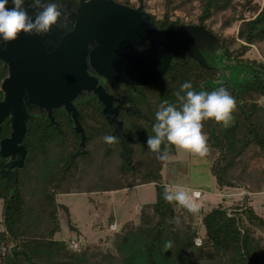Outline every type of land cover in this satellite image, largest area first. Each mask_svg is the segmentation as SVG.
Segmentation results:
<instances>
[{
  "label": "trees",
  "instance_id": "obj_1",
  "mask_svg": "<svg viewBox=\"0 0 264 264\" xmlns=\"http://www.w3.org/2000/svg\"><path fill=\"white\" fill-rule=\"evenodd\" d=\"M114 1L140 8L160 31L170 25L203 26L216 37L215 50L221 64L232 73L227 78L220 76L210 63L213 55L206 53L207 66L188 54L176 56L158 85L132 88L102 79L109 94L136 110H122L118 116L129 139L127 159L117 136L111 144L103 139L112 136L113 126L103 116L96 96L86 95L75 101L86 145L85 153L72 161L80 135L65 110L54 113L58 127L50 125L45 113L32 110L23 140L27 150L24 164L14 168L15 186L0 174V264H264V217L245 201L231 212L218 205L205 213L202 223L206 235L200 246L195 244L198 231L189 221L193 214L163 199L161 170L165 161L157 159L145 143L147 135L153 134L155 111L163 100L176 102L181 83L190 80L197 91L224 86L236 101L230 124L222 127L211 120L202 122L208 149L216 156L210 173L219 189L243 187L249 193L260 192L264 186V168L258 166L264 156V106L259 99L264 97V63L244 56L251 46L264 44V6L259 11L249 1L199 0L194 15V0H163L162 13L156 15L147 13L146 0ZM239 6L242 11L251 6L257 15L246 20ZM218 16L222 22L216 30ZM238 21L242 23L237 37L221 35ZM7 76L8 70L0 61V101L4 99L1 85ZM10 134L7 118L1 124L0 143ZM175 154V147L169 146L168 157ZM8 161L0 155V163ZM151 183L156 189L155 202L142 207L139 225L128 224L115 233L113 253L97 246L73 251L55 239L59 232L58 193H105ZM165 241L172 242L171 248L164 247Z\"/></svg>",
  "mask_w": 264,
  "mask_h": 264
},
{
  "label": "water",
  "instance_id": "obj_2",
  "mask_svg": "<svg viewBox=\"0 0 264 264\" xmlns=\"http://www.w3.org/2000/svg\"><path fill=\"white\" fill-rule=\"evenodd\" d=\"M59 7L62 13L70 14L67 28L58 22L46 35L21 33L13 42L0 41V61L8 70L1 85L4 99L0 101V132L5 119L9 118L11 125L10 136L0 143L1 157L9 159L0 163V174L12 186L17 181L14 168L23 166L27 154L23 140L32 110L46 113L50 125L56 127L55 111L65 110L80 135L72 161L85 153L86 145L75 101L85 95L96 96L103 116L114 128L112 136L121 140L127 159L129 139L118 116L123 109L136 110L124 108V101L109 94L100 78L132 88L158 85L176 56L188 54L207 66L202 51L218 45L216 37L203 26L170 25L160 31L140 8L114 0H80L75 12L70 1ZM29 14H33L32 9ZM90 44L98 46L89 50Z\"/></svg>",
  "mask_w": 264,
  "mask_h": 264
},
{
  "label": "rangeland",
  "instance_id": "obj_3",
  "mask_svg": "<svg viewBox=\"0 0 264 264\" xmlns=\"http://www.w3.org/2000/svg\"><path fill=\"white\" fill-rule=\"evenodd\" d=\"M146 1L148 5L147 13L156 15L162 13L163 0ZM247 1L251 3V6H258L259 11L264 6V0H239L240 3H246ZM192 5L195 8L193 13L196 15L198 13L199 0H194ZM251 6L248 8L244 7L243 11L241 6H239V10L242 11L243 17L246 20H250L257 15L258 11L253 13ZM221 22L222 19L218 16L216 18L217 24H215L216 30L220 27ZM241 23L242 21L234 23L232 27L223 30L221 35L224 37H237ZM206 53H209L211 56L213 55L210 63L217 68L220 76L227 78L232 73L230 68L229 70L223 67L219 53L215 48L213 50L202 51L205 61ZM244 57L250 61L254 60L258 63H264V44L251 46ZM259 104L264 106V97L259 99ZM261 154L263 155V153ZM215 157L209 149L203 158L176 150V154L168 157L161 170L165 186L180 184L186 190L201 189L204 191V202L200 203V209L195 213H191L193 215L189 218L190 224L198 231L197 238H201L202 243L206 235L202 218L205 213L218 205H222L231 212L245 201L248 206L253 203L256 210L259 211V213H256L264 215V186L260 190L263 193L256 195L252 192H247L243 187H224L219 189L216 186L215 178L210 173V167ZM262 160L263 162L261 160L258 162V164L260 163L258 166L263 169L264 156H262ZM240 169L238 168L235 173L238 174ZM155 200L156 189L153 183L118 192L58 193L56 195V202L59 205L57 215L59 232L55 235V239L65 243L73 251L97 246V248L102 249L104 252L113 253L112 244L115 233L122 231L123 227L128 224L139 225L142 207L154 203ZM1 220L2 201H0V222ZM113 223L117 224L115 230L110 229V225ZM2 229L3 227L0 224V230ZM261 235L264 237V233H261ZM72 241L78 244L77 248L70 246ZM205 251L212 250L211 248H205Z\"/></svg>",
  "mask_w": 264,
  "mask_h": 264
},
{
  "label": "clouds",
  "instance_id": "obj_4",
  "mask_svg": "<svg viewBox=\"0 0 264 264\" xmlns=\"http://www.w3.org/2000/svg\"><path fill=\"white\" fill-rule=\"evenodd\" d=\"M68 2V0H67ZM66 0H0V41L4 44L13 42L24 33L26 35H46L57 25L67 28L68 12L59 7ZM72 11L78 10L80 0H71ZM29 9L33 14H29ZM63 16V20H61ZM75 27V23H72ZM71 31V29H68ZM90 44L89 50L96 47ZM176 102L163 100L154 113L152 133L147 135V149L161 161L168 159L169 146L178 151L187 152L203 158L208 152L206 134L202 131L204 121H214L222 127H227L232 120L236 107L235 98L228 89L220 86L211 91L194 90L190 80L180 84L175 93ZM105 143L111 144L115 137L104 136ZM163 144V148L161 145ZM180 184L164 186L163 199L176 207H184L195 213L197 205L193 196ZM172 242L165 241L164 247L171 248Z\"/></svg>",
  "mask_w": 264,
  "mask_h": 264
},
{
  "label": "built area",
  "instance_id": "obj_5",
  "mask_svg": "<svg viewBox=\"0 0 264 264\" xmlns=\"http://www.w3.org/2000/svg\"><path fill=\"white\" fill-rule=\"evenodd\" d=\"M193 192L197 193V195L193 196V202L197 205V209L199 210L200 207H201L199 201L202 199V194H203V193H202L201 190H192V192L190 193V195H191ZM185 209H186V208H185ZM116 228H117V224H116V223H113V224L110 225V229H111V230H115ZM195 244H196L197 246H200V245L202 244V240H201V238H197L196 241H195ZM70 246H71L72 248H77V247H78V244H77L75 241H72V242L70 243Z\"/></svg>",
  "mask_w": 264,
  "mask_h": 264
},
{
  "label": "crops",
  "instance_id": "obj_6",
  "mask_svg": "<svg viewBox=\"0 0 264 264\" xmlns=\"http://www.w3.org/2000/svg\"><path fill=\"white\" fill-rule=\"evenodd\" d=\"M163 176V175H162ZM163 181H164V176H163ZM155 186V185H154ZM216 186H217V184H216ZM134 188V187H133ZM131 189V188H130ZM124 190H128V189H124ZM123 190V191H124ZM192 190L193 189H190V190H188L189 191V194L192 192ZM194 190H201V189H194ZM118 191H122V190H118ZM118 191H113V192H118ZM202 191V199L200 200V203L203 201V197H204V191L203 190H201ZM220 192H221V190H219ZM261 193H263V192H258V193H254V195H256V194H261ZM253 200V199H252ZM204 202V201H203ZM251 206L253 205V203L252 204H250ZM253 207V209L256 211V212H258L259 213V211L258 210H256V208L254 207V205L252 206ZM261 214H263L262 212H261ZM261 216H263L264 217V215H261Z\"/></svg>",
  "mask_w": 264,
  "mask_h": 264
},
{
  "label": "flooded vegetation",
  "instance_id": "obj_7",
  "mask_svg": "<svg viewBox=\"0 0 264 264\" xmlns=\"http://www.w3.org/2000/svg\"><path fill=\"white\" fill-rule=\"evenodd\" d=\"M180 25H186V24H180ZM145 46L147 47V48H149L150 47V44L148 43V42H146L145 43ZM102 79H104V78H100V84H102L101 83V81H102ZM104 80H106V79H104ZM103 85V84H102ZM104 86V85H103ZM92 95V94H91ZM86 96V95H85ZM84 97V96H83ZM122 100V99H121ZM114 105L116 106L117 105V103H114ZM103 108V107H102ZM124 108H127L126 106H125V104H124ZM123 110H125V109H123ZM122 111V110H121ZM126 111V110H125ZM132 112V111H131ZM46 114V113H45ZM113 131H114V128H113Z\"/></svg>",
  "mask_w": 264,
  "mask_h": 264
}]
</instances>
